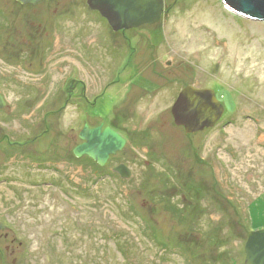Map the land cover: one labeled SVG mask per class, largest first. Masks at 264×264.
I'll use <instances>...</instances> for the list:
<instances>
[{
	"label": "rangeland",
	"instance_id": "obj_1",
	"mask_svg": "<svg viewBox=\"0 0 264 264\" xmlns=\"http://www.w3.org/2000/svg\"><path fill=\"white\" fill-rule=\"evenodd\" d=\"M49 2L26 8L40 27L15 61L26 80L7 79L22 70L0 62V136L10 141L0 139V264H244L248 232L264 227V21L221 0H164L158 21L127 29L139 36L137 54L153 50L189 86L212 89L224 111L160 153L167 167L122 148L113 156L132 174L96 180L100 167L71 154L82 101L64 102V79L83 80L117 40L85 0ZM159 97L143 107L152 116L162 109L156 124L168 100Z\"/></svg>",
	"mask_w": 264,
	"mask_h": 264
},
{
	"label": "flooded vegetation",
	"instance_id": "obj_2",
	"mask_svg": "<svg viewBox=\"0 0 264 264\" xmlns=\"http://www.w3.org/2000/svg\"><path fill=\"white\" fill-rule=\"evenodd\" d=\"M40 1H44L46 6L50 4L46 0ZM37 2L30 4L19 0H0V62L1 64H9L13 68H21V73L6 74L7 77L5 76L7 79L8 77H17V80L13 79L17 84L26 80L24 76L26 71L15 61L20 58L19 55L23 53L25 48L29 47V44L35 43L40 38L39 25H33L29 21L30 15L26 13V8H32L33 12H37L40 6ZM104 21L106 22L105 19ZM128 32L127 29L111 31L113 37L117 40L118 46L116 47V53L106 58V60L109 59V63L106 60L102 62L97 59L91 65L85 67L87 69L84 70L83 80L64 79V86L68 88H63L67 97L64 102L73 96H80L79 98L82 101L81 129L85 127V131H88L99 127L101 132L108 128L123 139L121 148L109 153L103 164H98L86 153L79 155L83 158V167L86 168L89 164L100 167L92 173L96 180H104L105 177L112 175L119 179L128 178H123L113 169L120 163L127 167L122 159L118 156L115 158L116 153L122 148H127L129 152H133L134 149L142 150L144 164L148 165L152 161L155 162L161 159L164 162L162 165L167 167L166 159L159 157V154L164 152L165 149H172L176 138L181 139L182 135L185 134L183 127L174 123L170 117V106L175 97L183 87L188 85V81H185L181 76L185 74L178 72L177 68H173L172 71L170 67L172 63L159 61V57L154 55L156 53L153 50L147 52L142 49L137 54L133 44L139 36L133 35V37H130ZM140 37L149 38L150 36L141 34ZM148 42L152 43L151 41ZM146 47L150 48V46ZM33 48L38 51L36 47H31V49ZM123 49H127V51ZM4 74L0 71V78ZM175 74L180 77H176ZM56 82L59 81L56 80ZM190 85L194 86L193 84ZM170 88H175V92H170ZM63 89L62 91H64ZM25 95L22 94V99L28 100L27 97H24ZM0 96L3 102L1 109L6 104V99L2 93H0ZM159 96L167 97L168 100H166V109L163 110V114L159 115L158 124H156V115L162 109L156 110L152 116L143 107H148L149 103L160 100L161 97ZM138 107L143 109L137 110ZM22 108V105L18 108L19 112L22 111ZM142 118L143 123H140ZM164 125L166 129L163 128ZM0 139L2 144L4 139L7 140L6 144L3 145L6 148L10 142L7 136L3 134ZM86 141V138L80 139L79 143ZM71 154L74 155L73 149ZM114 154L115 156H113ZM157 158L159 159L157 160ZM63 161L69 162L67 158H64ZM107 164L113 165L107 167L108 169L103 168ZM127 169L131 175V170L128 167ZM176 171L172 169V172ZM165 174L167 176L169 173ZM155 176H158L157 173ZM173 202V199H171L166 205L174 207L177 203L174 202L173 206V204H170Z\"/></svg>",
	"mask_w": 264,
	"mask_h": 264
},
{
	"label": "water",
	"instance_id": "obj_3",
	"mask_svg": "<svg viewBox=\"0 0 264 264\" xmlns=\"http://www.w3.org/2000/svg\"><path fill=\"white\" fill-rule=\"evenodd\" d=\"M34 4L40 0H19ZM51 1V0H46ZM240 17L264 21V0H221ZM88 8L96 10L113 30H125L144 23L158 21L164 10V0H85ZM0 96V107L2 106ZM224 107L210 88L185 86L171 105L174 123L182 125L186 132H195L203 126L212 125L222 114ZM79 138H86L73 148L75 156L88 154L98 164H103L107 155L121 148L123 139L110 129L100 132L99 127L79 131ZM123 178L130 175L123 164L113 168ZM2 225L0 224V228ZM244 264H264V227L249 231L243 245Z\"/></svg>",
	"mask_w": 264,
	"mask_h": 264
},
{
	"label": "bare ground",
	"instance_id": "obj_4",
	"mask_svg": "<svg viewBox=\"0 0 264 264\" xmlns=\"http://www.w3.org/2000/svg\"><path fill=\"white\" fill-rule=\"evenodd\" d=\"M260 137H262V136H260Z\"/></svg>",
	"mask_w": 264,
	"mask_h": 264
}]
</instances>
